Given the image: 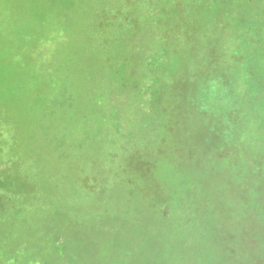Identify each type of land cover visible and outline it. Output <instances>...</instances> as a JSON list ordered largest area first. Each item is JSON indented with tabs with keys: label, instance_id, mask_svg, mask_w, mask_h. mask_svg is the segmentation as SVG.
Wrapping results in <instances>:
<instances>
[{
	"label": "rangeland",
	"instance_id": "obj_1",
	"mask_svg": "<svg viewBox=\"0 0 264 264\" xmlns=\"http://www.w3.org/2000/svg\"><path fill=\"white\" fill-rule=\"evenodd\" d=\"M101 41L140 45L147 71L116 143L93 129L89 145L64 81ZM193 179L205 196L185 193ZM102 220L131 229L119 253ZM72 225L98 264H264V0H0V264H83L61 243ZM189 231L201 262L164 255L165 234Z\"/></svg>",
	"mask_w": 264,
	"mask_h": 264
},
{
	"label": "trees",
	"instance_id": "obj_2",
	"mask_svg": "<svg viewBox=\"0 0 264 264\" xmlns=\"http://www.w3.org/2000/svg\"><path fill=\"white\" fill-rule=\"evenodd\" d=\"M156 42L160 44L162 41ZM100 43L101 44L97 48H91L90 50L92 51H88V54H83L82 50L81 54L86 55L87 59H84L83 56L81 58V55L79 56L77 65H75L74 67L75 72L73 71V62L75 57L69 59V62H72V67L68 70V75L66 77V80L64 81L65 86L67 87L68 97L70 98L69 101H71L72 103V113H76L79 104H83V101L84 103L86 102V111H82L80 109H78V111L86 112V114H83V120L86 121L85 123H89L91 125L90 127L82 129V139H84L89 145H91L94 141L95 135L93 129H96L98 131L103 130L101 134L102 138L97 140L98 142L102 143L106 140L107 137L110 136L107 142L116 143V139L113 138L117 135V124H115V117L119 115L118 118H121L125 114L127 105L126 88L132 86L136 72L145 74V72L147 71V57L142 56L143 50L140 49V45L131 46L129 45L130 42L128 41H101ZM82 48L87 49L85 45ZM155 50L157 49H153L151 50V52H154ZM76 75H78V80L74 79ZM139 84L142 85V83ZM140 85H137V87L142 88L140 87ZM83 88L84 90L81 92V89ZM115 113L118 114L115 115ZM180 117H182V113L178 111L176 113V118ZM92 125H94V127H92ZM181 126L182 124L180 122L179 130ZM160 128L162 130L165 129L169 133L171 132V128L165 125V123L162 124ZM153 142L154 149L164 155V165L167 164L166 160L169 161L168 149L166 151L164 145H161V143H157L156 141ZM135 146L136 151L139 153L140 157H142L140 145L136 143ZM107 152L108 151L104 153V157L111 156L110 153ZM166 167L167 165L163 168V174ZM161 177L162 175H160V178ZM187 186L197 188L202 197L205 196V192L201 190V186L199 185L198 181H196V179H193L192 184H186L185 186H183L186 194L189 193V190L186 188ZM13 193L16 195H20L22 192L21 189H19ZM168 195L169 201L177 202L176 197H174L172 194ZM105 214L106 210H103L102 214L100 215L102 217H105ZM151 218L153 220V217H150V219ZM110 222L113 223L114 221H100V230H108V228H110ZM98 223L95 225L96 227H92L90 230H96V228L98 227ZM113 225L115 226L116 231H113V234L109 233L108 235L102 237L104 239L103 246L109 253L112 254L119 253L122 250V239L116 234H127V232L129 231L131 232V229L126 225H119V223H113ZM82 230V227H79V231H77L76 226L72 225L70 231L73 234H70V237H60L62 239V245L66 247L69 254H71L74 259L82 262L83 264L101 263L99 256L100 254H98V250L100 251V247L98 249L94 242L90 243L93 244L92 249L95 253L86 252L82 250L81 247L77 246L79 235L84 232ZM151 231L152 234L149 236L153 239L160 238L162 235H164L161 230L156 228L152 229ZM190 232L191 231L183 233L181 235H173L172 233L165 234V237L169 244L172 243L174 245L168 247L161 246L164 248V255L174 256L175 254L177 256L178 253L182 255L186 252H189L190 258H192V260L201 262L202 258L200 254L202 253L200 249H198L196 240L190 242V239L188 238V234ZM90 237H94V234H91ZM14 238L17 239L18 237ZM176 244L181 246L180 251H178L177 247H175ZM130 249L132 256L136 252V249L138 251L142 250L141 240L139 239L138 235H135V237L132 239V242H130ZM127 252L128 251H126V253ZM109 262L112 263L114 261L110 260Z\"/></svg>",
	"mask_w": 264,
	"mask_h": 264
}]
</instances>
